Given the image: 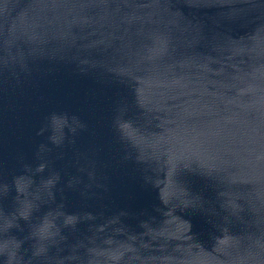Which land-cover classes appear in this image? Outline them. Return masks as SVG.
<instances>
[{
	"label": "water",
	"instance_id": "1",
	"mask_svg": "<svg viewBox=\"0 0 264 264\" xmlns=\"http://www.w3.org/2000/svg\"><path fill=\"white\" fill-rule=\"evenodd\" d=\"M0 264H264V0H0Z\"/></svg>",
	"mask_w": 264,
	"mask_h": 264
}]
</instances>
